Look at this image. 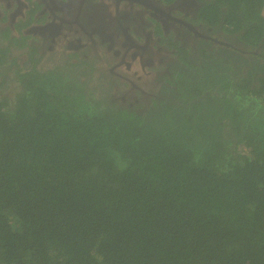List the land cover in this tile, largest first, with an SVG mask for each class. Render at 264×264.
Returning a JSON list of instances; mask_svg holds the SVG:
<instances>
[{"label": "trees", "instance_id": "16d2710c", "mask_svg": "<svg viewBox=\"0 0 264 264\" xmlns=\"http://www.w3.org/2000/svg\"><path fill=\"white\" fill-rule=\"evenodd\" d=\"M197 2L79 111L0 49V264H264V0Z\"/></svg>", "mask_w": 264, "mask_h": 264}, {"label": "rangeland", "instance_id": "374dc122", "mask_svg": "<svg viewBox=\"0 0 264 264\" xmlns=\"http://www.w3.org/2000/svg\"><path fill=\"white\" fill-rule=\"evenodd\" d=\"M123 6L121 3L120 8L123 9ZM130 6L128 4L127 8ZM44 7L47 11L45 18L38 15L40 9ZM129 9L133 10L134 16L137 15L136 18L141 17L145 20L148 17L151 20H158L155 13L147 15V12L138 5ZM73 20L72 15L60 10H51L42 0H0V32L3 35L0 36V49H9L10 39L5 38L6 35L24 34L25 37L16 44L23 42V45L28 47V52L22 54L16 61L17 66H13L14 71L23 72L24 65L40 57L36 61L38 62L36 68H40L39 72L42 73L53 71V74L46 75H52L60 86L71 89L73 96L68 97H71L72 109L75 111L81 110L84 105L87 107L85 98L88 96L94 98V93L102 90V87L106 97L117 94L120 89L112 82L113 77L132 80L135 78V84L143 88V91L155 88L152 72L156 71V68H146L143 65L140 68L129 58L136 47L153 41L154 31L151 28L139 29L135 19H131L130 16V19L123 24L130 31L131 36L128 37L131 38L132 45L125 48L119 46L124 36L117 34L114 43L106 38L107 35L114 36L113 30L92 33L88 30L89 26L82 22V29L74 31ZM50 21L56 25L59 21H63L56 34L49 31L32 33L34 27L45 26ZM79 41L84 44L82 47L79 46ZM116 50L119 51V55H115ZM158 68L162 69V66ZM105 93L103 92V95Z\"/></svg>", "mask_w": 264, "mask_h": 264}, {"label": "flooded vegetation", "instance_id": "af4514ba", "mask_svg": "<svg viewBox=\"0 0 264 264\" xmlns=\"http://www.w3.org/2000/svg\"><path fill=\"white\" fill-rule=\"evenodd\" d=\"M48 5V8L51 10H60L63 13H67L73 16V27L74 31L78 29H82V22L86 23L89 26L90 32H97L100 31H111L113 30L114 36L107 35L108 38L112 43H114V37L119 34L120 36H124L122 40L119 42L120 47L128 48L129 45H132L131 36L129 33L130 31L127 30L126 25L123 23L130 19H135L136 23L139 25L138 28H151L154 32L152 42H146L144 46L136 47V50L130 54V59H132L136 65L140 68L143 65L144 67L149 68H156V71L153 73V85H156V78H157V65H153V60L158 56L155 53V44H156V31L154 30V24L159 23L163 28L165 26H169L170 28L181 29L182 24L178 22H183L188 26H191L192 20H195V13L196 10H193V6L196 2V8L199 7L197 0H172L170 3L165 5V0H42ZM88 2V4H87ZM122 3L123 9L120 8V4ZM128 4L132 7L134 5L140 6L141 9L147 12V15H151L153 13L156 14V19L158 20H151V18H146V20H151V26L145 27L144 25L140 26L141 23H144V19L142 20L141 17L134 16L133 10L129 9L132 8L131 6L127 8ZM127 5V6H126ZM191 9V12L189 11ZM87 11V12H86ZM174 11L180 12L179 17L176 18L173 16ZM40 17L45 18L47 15L46 7L41 8ZM43 15V16H42ZM189 19H188V17ZM51 20H56L58 18H50ZM40 20V19H39ZM48 21V20H46ZM178 21V22H177ZM63 21H59L56 25L54 22L50 21L45 26L34 27L32 29V33H44L49 31L52 34H56L57 31L60 30L61 23ZM191 22V23H190ZM148 23V21H147ZM187 27V26H186ZM190 28V27H187ZM135 29V28H133ZM132 30V29H130ZM182 30V29H181ZM147 33V32H146ZM97 35V34H95ZM148 35V33H147ZM150 35V34H149ZM7 36V35H6ZM25 37L24 34H17L11 35L10 40L8 41L9 49L14 55H18L17 60L19 57L28 52V47L23 45L24 43L21 40ZM7 38V37H6ZM17 41H20L16 44ZM14 44L16 46H14ZM19 45V46H18ZM70 45H72L70 43ZM84 45L81 41H79V46L82 47ZM158 49V48H156ZM115 55H119V51L116 50ZM16 60V61H17ZM152 63V64H151ZM29 62L24 67L29 66ZM150 65V66H146ZM132 80V79H131ZM134 84H135V78ZM139 89H142L138 86Z\"/></svg>", "mask_w": 264, "mask_h": 264}]
</instances>
